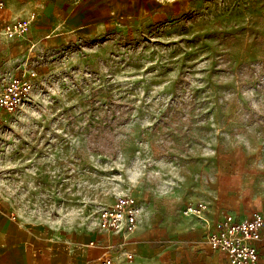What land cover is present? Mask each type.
<instances>
[{
  "label": "rangeland",
  "instance_id": "rangeland-1",
  "mask_svg": "<svg viewBox=\"0 0 264 264\" xmlns=\"http://www.w3.org/2000/svg\"><path fill=\"white\" fill-rule=\"evenodd\" d=\"M108 1L100 34L13 64L38 77L28 105L0 112V202L95 235L133 195L153 245L177 239L190 203L264 212V0Z\"/></svg>",
  "mask_w": 264,
  "mask_h": 264
},
{
  "label": "crops",
  "instance_id": "crops-1",
  "mask_svg": "<svg viewBox=\"0 0 264 264\" xmlns=\"http://www.w3.org/2000/svg\"><path fill=\"white\" fill-rule=\"evenodd\" d=\"M107 4L108 0H7L5 19L28 18L34 13L36 20L27 37L18 42L10 43L0 35V72L19 75L34 70L31 65L13 68L24 53L34 48L60 46L73 37L100 34L109 19ZM220 211L228 210L211 205L209 223L186 216L172 222L167 230L178 235L177 239L153 245L144 213L135 234L123 241L120 236L98 232L57 234L49 227L18 220L0 202V264H101L107 254L104 245L111 242L120 245L112 252L113 264H231L207 241ZM92 241L98 244L93 246ZM258 246V264H264V231ZM127 253L134 255L132 260Z\"/></svg>",
  "mask_w": 264,
  "mask_h": 264
},
{
  "label": "built area",
  "instance_id": "built-area-1",
  "mask_svg": "<svg viewBox=\"0 0 264 264\" xmlns=\"http://www.w3.org/2000/svg\"><path fill=\"white\" fill-rule=\"evenodd\" d=\"M7 0H0V35L13 40L27 37L36 15L28 18L5 19ZM38 74L31 69L19 75L0 72V111L14 115L19 113L32 101L36 89ZM211 205L207 203H190L182 213L186 217H196L209 223L208 214ZM142 216L141 204L133 195H125L114 204L102 208L98 213L96 230L101 234L120 236L127 241L137 231ZM264 231V212L238 216L227 211L217 213L214 226L210 229L207 241L210 246L225 254L231 264H258L261 253L258 243ZM95 246L98 241H92ZM123 244V243H122ZM120 245L113 242L105 244L107 254L101 264H113L112 252ZM132 260V253L126 254Z\"/></svg>",
  "mask_w": 264,
  "mask_h": 264
}]
</instances>
